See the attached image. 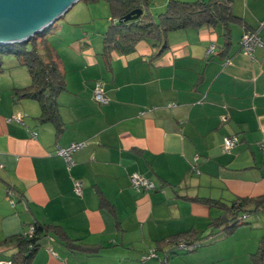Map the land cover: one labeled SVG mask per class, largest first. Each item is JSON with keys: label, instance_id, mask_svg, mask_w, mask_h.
I'll return each instance as SVG.
<instances>
[{"label": "crops", "instance_id": "1", "mask_svg": "<svg viewBox=\"0 0 264 264\" xmlns=\"http://www.w3.org/2000/svg\"><path fill=\"white\" fill-rule=\"evenodd\" d=\"M167 1L152 5L151 13ZM231 3L264 44V0ZM90 12L82 22L57 23L49 37L66 86L57 98L60 134L37 120V102L14 96L30 85V76L0 77V242L28 233L33 223L51 224L101 250L69 252L49 235L31 264H160L142 257L154 250L162 258L156 243L169 237L189 231L205 236L222 214L203 199L230 205L264 194V48L244 54L239 41L245 31L233 25L226 50L221 27H202L170 33L159 55L157 45L145 41L128 53L105 54L110 10L98 25ZM96 82L107 104L95 100ZM19 115L22 123L13 118ZM233 136L238 144L225 151L223 139ZM81 142L86 145L72 154L69 168L56 148ZM134 173L154 188L137 191ZM254 216L262 220L230 236L218 233L167 264H253L264 211ZM15 252L13 244L0 246V260Z\"/></svg>", "mask_w": 264, "mask_h": 264}, {"label": "trees", "instance_id": "2", "mask_svg": "<svg viewBox=\"0 0 264 264\" xmlns=\"http://www.w3.org/2000/svg\"><path fill=\"white\" fill-rule=\"evenodd\" d=\"M84 1L95 3L99 0ZM104 1L109 5L111 16V23L102 35L105 54L110 51L128 53L139 42L145 41L154 42L159 48L157 53L159 55L168 48L167 40L170 33L202 27L211 29L221 27L224 37L223 49L226 50L231 44V26H239L245 32L255 31L233 13L231 0H168L164 11L157 15L151 13L152 0ZM132 12H140V14L134 20L123 21ZM56 23L27 41L0 45V74L3 71V57H15L19 65L26 68L30 76V85L24 89H15L14 96L37 102L41 109L37 120L52 124L56 134H60L63 123L58 111L57 98L66 90V86L59 59L49 43V37L54 33ZM202 201L221 211L222 214L211 220L208 224V233L203 237L189 231L156 243L157 250L163 254L162 258L158 256L156 258L160 264H167L174 255L195 251L218 233L225 237L232 235L237 228L248 224L246 222L248 216L264 211V194L252 198H240L230 205L212 199ZM101 205H104V201ZM31 228L33 229L31 234L27 231L18 233L0 242V246L11 244L15 246L16 252L8 260L11 264H31L41 240L49 235L61 241L69 252L96 255L101 250L99 246L79 244L71 240L60 228L51 224L33 223ZM181 243L186 247L196 246V248L193 250L179 248ZM251 260L253 264H263L264 236Z\"/></svg>", "mask_w": 264, "mask_h": 264}, {"label": "water", "instance_id": "3", "mask_svg": "<svg viewBox=\"0 0 264 264\" xmlns=\"http://www.w3.org/2000/svg\"><path fill=\"white\" fill-rule=\"evenodd\" d=\"M80 0H0V45L21 43L49 28ZM132 12L123 21L134 20Z\"/></svg>", "mask_w": 264, "mask_h": 264}, {"label": "built area", "instance_id": "4", "mask_svg": "<svg viewBox=\"0 0 264 264\" xmlns=\"http://www.w3.org/2000/svg\"><path fill=\"white\" fill-rule=\"evenodd\" d=\"M264 25V21L260 24L259 28H261ZM240 47L241 51L244 54L247 55H252L256 47H262L264 48V44L261 41L260 37L258 36V32L255 31H249V32H244L241 38L240 42ZM213 46H211L207 50V55L212 54L213 52ZM94 98L97 102L101 104H107L108 99L105 97L104 90H103V85L101 82H96L94 86ZM16 121L19 123H22L23 117L21 115L19 116H14L13 117ZM33 137L36 136V133H32ZM238 144V137L233 136V137H226L223 139V147L225 151H230L233 149L236 145ZM86 145L85 142L81 143H73L67 148H62V147H57L56 148V154L60 157L63 158L65 161L66 165L70 168L73 164L72 161V154L82 148H84ZM259 147L262 152H264V139L259 143ZM131 184L132 187L135 188L137 191H147L151 190L154 188V184L147 180L146 178L140 176L139 174L134 173L131 176ZM74 193L77 196H81L82 190H81V185L79 182H75L74 184ZM33 231L32 228L29 229L28 233L31 234ZM179 248H186L188 250H193L196 248V246L192 247H186L184 243H181ZM157 254L154 250H150L144 257H142V260H149V259H156ZM0 264H11L10 261L8 260H0Z\"/></svg>", "mask_w": 264, "mask_h": 264}, {"label": "rangeland", "instance_id": "5", "mask_svg": "<svg viewBox=\"0 0 264 264\" xmlns=\"http://www.w3.org/2000/svg\"><path fill=\"white\" fill-rule=\"evenodd\" d=\"M165 1L166 0H152L151 6L152 5L154 6L157 2L160 3V2H165ZM105 9H109V5L104 0H99L97 3L87 2V1L81 0L77 5H75L72 8L71 11H69L66 15H64L65 16L64 19L58 20L57 23L58 24H62L63 23V25H64L65 23L82 22L85 19L89 18V17L85 18L84 14L87 15L88 12L91 11L90 13L93 15V19H94L93 22H92V25L102 24L104 22L103 18H104V15H105ZM164 9L161 10V11L160 10L156 11V14H154V15L159 14L160 12L164 11ZM79 10L81 12H79ZM57 23H56V25H57ZM259 26H260V24H259ZM55 29H56V27H55ZM234 29H237V27H235ZM241 38H242V36H241ZM239 42H241V39H240ZM49 43H51V42L49 41ZM2 62H3L2 63V70L3 71L0 74V77H4V78L7 79L8 77L9 78L13 77L14 74H15V75H17L20 78H23V77L24 78H26V77L29 78V74H28V72L26 71V69L24 67L20 68V67L17 66V68H16L17 61H16L15 57H12V56L3 57ZM259 219L262 220L261 216H260V218L256 219V216H254V215L252 216L251 215V216H248V219L246 220V222L248 224H250L252 222L259 221Z\"/></svg>", "mask_w": 264, "mask_h": 264}]
</instances>
